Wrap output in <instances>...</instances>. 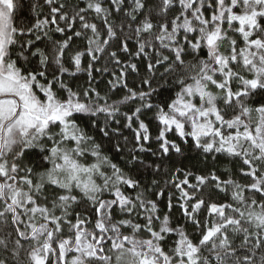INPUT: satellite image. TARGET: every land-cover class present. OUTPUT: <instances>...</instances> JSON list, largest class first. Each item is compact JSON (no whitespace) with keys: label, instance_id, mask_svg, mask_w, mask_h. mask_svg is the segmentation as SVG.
Here are the masks:
<instances>
[{"label":"snow or ice","instance_id":"obj_1","mask_svg":"<svg viewBox=\"0 0 264 264\" xmlns=\"http://www.w3.org/2000/svg\"><path fill=\"white\" fill-rule=\"evenodd\" d=\"M81 71L88 87L74 89L65 77ZM122 120L135 141L123 164L89 134ZM170 133L238 163L173 173L162 212L158 181L131 168L159 175L182 152ZM0 264H264V0H0Z\"/></svg>","mask_w":264,"mask_h":264},{"label":"trees","instance_id":"obj_2","mask_svg":"<svg viewBox=\"0 0 264 264\" xmlns=\"http://www.w3.org/2000/svg\"><path fill=\"white\" fill-rule=\"evenodd\" d=\"M40 3H43V0H40ZM84 5L81 4V7ZM43 11L47 13L48 8L44 7ZM24 16H29V11L27 6L25 7ZM78 27V25H77ZM72 32L69 31L68 35H71ZM56 39H62V34H55ZM77 45L81 43L78 39L75 41ZM131 47V44H130ZM111 50H114V46ZM89 57L84 56L82 57V68H86L89 63ZM121 59L127 60L126 55H122ZM132 62L139 63L138 60H133ZM105 65L109 68V73H98L93 72V76L95 77L93 83V87H96L98 91L101 92V95L104 94L105 91H108V84L107 81L109 79H112L110 73L113 70V65L109 64L107 62V56L105 54V57L99 61V63H96L94 65L95 68H103ZM139 72L138 73H129L127 76V83L129 87H139L140 86V78L145 75V68L143 63H139ZM66 80H68L71 84V86L76 88H86L88 87V75L86 71H81L79 73H76L74 78L68 77L66 75ZM155 82L153 83V87H155ZM124 92V89H120L116 92V96L114 98H120ZM165 96L161 97H153V101L157 102L161 99H166ZM138 106L137 104H129L128 107H131L133 110L134 108ZM128 107H122L121 112H127ZM142 119H145V122L149 124L150 132L153 136V142L151 143L152 148H156V144L154 143V138L158 133L157 128V122L152 119L151 113H148L146 116H142ZM116 119H122L120 115L116 117ZM100 121V127L104 126V117L101 115L99 117ZM126 121L121 122L120 125L115 124L114 122L110 123L109 130H110V136L109 137H103L102 133H99L96 129H89V134L94 135L96 138V142L100 143L102 145V148L105 152V154L111 156L114 161H120L121 164H123V161L121 160V157H123L125 160L128 159V153L135 147V141H134V133L132 130L124 128L123 124ZM82 123H87V118H83ZM135 127V125H133ZM120 128V134L112 133L111 129L113 128ZM127 138V139H125ZM168 138L170 140H175L177 144H179L182 148L181 153H175L172 152L170 157H166L164 159V162L161 165V168L159 170V175H152V170L150 169L148 172H144L143 169H140L139 173H137L136 168H131V174L134 176H138L141 180L142 184H150V181L155 179L158 181L159 186L155 188V192H161L162 195L158 198L159 207L161 208L162 212L167 211V202L169 199L170 194H174L178 196V192L174 188L173 184L171 183L173 176V173H176V182H179L180 179H183V172H194L199 173L201 171L210 170L213 167L218 171V173H223L225 171L234 170L236 168V165L238 162L231 161L230 159H225L223 156H218L215 159L211 156L205 158L203 155H201L198 151L194 150L191 147V141L187 144H185L183 141H181L178 137H176L175 133H170ZM119 144L120 147L123 149L122 152L116 153L115 148L116 145ZM137 155L140 157V159L144 160L146 164H152L153 169H155L156 164L161 163L159 160H157L156 157L152 156L151 153H137ZM131 167V166H129ZM181 170L180 172H177V170ZM141 189H137V191H140ZM130 194L135 195L134 192H131ZM149 198L151 199H157L154 195H152L151 192H149ZM173 205L176 204V200H172ZM171 215L173 220L176 223H183V217L181 215L180 209L178 207H173L171 210ZM191 230V227L189 226V231Z\"/></svg>","mask_w":264,"mask_h":264}]
</instances>
